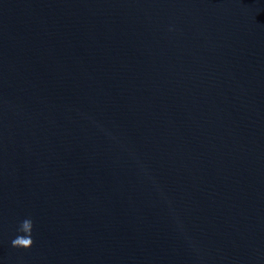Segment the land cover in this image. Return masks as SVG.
Wrapping results in <instances>:
<instances>
[{
  "label": "water",
  "instance_id": "water-1",
  "mask_svg": "<svg viewBox=\"0 0 264 264\" xmlns=\"http://www.w3.org/2000/svg\"><path fill=\"white\" fill-rule=\"evenodd\" d=\"M0 264H264V0H0Z\"/></svg>",
  "mask_w": 264,
  "mask_h": 264
},
{
  "label": "clouds",
  "instance_id": "clouds-1",
  "mask_svg": "<svg viewBox=\"0 0 264 264\" xmlns=\"http://www.w3.org/2000/svg\"><path fill=\"white\" fill-rule=\"evenodd\" d=\"M32 232H33V221L31 218H26L20 222L18 227V233L11 242V246L15 249H23L29 250L33 245L32 239Z\"/></svg>",
  "mask_w": 264,
  "mask_h": 264
}]
</instances>
